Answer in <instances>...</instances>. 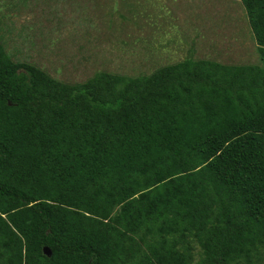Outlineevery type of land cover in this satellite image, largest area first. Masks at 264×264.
I'll list each match as a JSON object with an SVG mask.
<instances>
[{"label": "trees", "instance_id": "16d2710c", "mask_svg": "<svg viewBox=\"0 0 264 264\" xmlns=\"http://www.w3.org/2000/svg\"><path fill=\"white\" fill-rule=\"evenodd\" d=\"M239 1L253 63L190 41L70 82L0 42V264H264V0Z\"/></svg>", "mask_w": 264, "mask_h": 264}, {"label": "rangeland", "instance_id": "374dc122", "mask_svg": "<svg viewBox=\"0 0 264 264\" xmlns=\"http://www.w3.org/2000/svg\"><path fill=\"white\" fill-rule=\"evenodd\" d=\"M64 1L46 8L45 0H0V42L13 60L30 53L70 82L97 70L149 73L182 60L190 41L196 58L236 64L234 55L245 53V61L258 60L239 0H75L80 7Z\"/></svg>", "mask_w": 264, "mask_h": 264}, {"label": "water", "instance_id": "95a60500", "mask_svg": "<svg viewBox=\"0 0 264 264\" xmlns=\"http://www.w3.org/2000/svg\"><path fill=\"white\" fill-rule=\"evenodd\" d=\"M43 252L47 256H50V254H51L50 251H49V249H47V248H43Z\"/></svg>", "mask_w": 264, "mask_h": 264}]
</instances>
